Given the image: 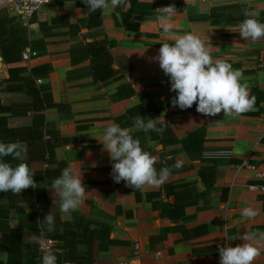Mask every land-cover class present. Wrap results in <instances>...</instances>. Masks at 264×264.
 <instances>
[{"label": "crops", "instance_id": "crops-1", "mask_svg": "<svg viewBox=\"0 0 264 264\" xmlns=\"http://www.w3.org/2000/svg\"><path fill=\"white\" fill-rule=\"evenodd\" d=\"M168 5L176 7L172 36H165L156 21L155 10ZM244 9L264 23V0H131L128 10L102 11L103 33L93 37L81 23L87 16L82 0L80 4L49 0L26 26L28 38L43 39L45 49L27 47L21 60L13 63H6L0 52V142L26 145L24 162L36 176L33 195L45 196L48 212L61 217L52 182L64 168L71 167L83 179L87 192L74 212L110 225V238L117 241L105 251L95 241L93 264H219V246L242 244L239 236L247 231L264 232V191L258 188L264 183V110L235 117L223 112L205 116L196 111L195 103L183 110L173 107L176 93L153 59L162 43L171 44L176 36L191 32L204 41L213 60L241 70V83L250 91H264V39L253 42L240 37ZM8 16L12 15L0 0V29L2 24L7 28L3 20ZM39 21H44L42 30ZM95 38L114 41L109 51L120 80H93L89 60L71 64L70 48ZM26 51L30 55L23 60ZM41 64L51 66L46 77L11 79L9 68L29 70ZM122 83L151 97L157 109L152 119H157L162 133L133 127L128 119L135 112L129 115L126 110L139 99L136 95L113 98ZM260 96L252 111L264 108V95ZM109 122L128 128L145 151L158 157V171L177 161L181 167H173L158 187L134 190L124 181L115 183L113 162L100 142ZM207 148H231L233 157L229 162L202 160L201 152ZM9 204L0 193V221L27 232V213L8 209ZM249 206L259 213L254 221L241 216ZM6 228L0 224V235ZM23 238L37 242L32 236ZM254 243L260 255L253 264H264V241ZM78 250L84 252L86 247L79 245ZM5 259L6 252L0 250V260Z\"/></svg>", "mask_w": 264, "mask_h": 264}, {"label": "clouds", "instance_id": "clouds-1", "mask_svg": "<svg viewBox=\"0 0 264 264\" xmlns=\"http://www.w3.org/2000/svg\"><path fill=\"white\" fill-rule=\"evenodd\" d=\"M88 6L89 14L97 10L109 11L117 7L124 10L131 8V0H82ZM156 21L165 36H172L175 28L173 17L176 15L175 5H168L155 10ZM246 17L239 24V35L253 42L264 39V23L259 22L248 9L243 10ZM158 61L163 73L169 77L170 91L175 92L171 100L173 107L188 109L196 104V111L205 116H216L223 112L225 116L238 117L253 109L256 97L250 95L246 83L242 84L243 73L234 69L231 64L221 59L213 60L209 49L201 38L191 32L176 36L173 43H162ZM157 119L133 117V127L144 132H163L156 125ZM103 149L109 154L112 163L111 176L115 183L124 181L126 186L143 189L146 186L158 187L171 175L172 168L181 167L177 161L171 167L164 166L159 171L155 165L158 157L145 151L140 140L134 138L128 128L118 123L109 122L102 132ZM27 148L22 142H0V158L12 157L21 161L15 167L0 159V192H11L20 195L22 190L36 188L32 172L26 161ZM52 189L60 199L59 211L62 219L70 218L83 203L86 187L83 179L76 175L71 167L62 170L61 175L52 182ZM21 207H26L21 202ZM259 215L253 207H245L241 216L254 221ZM48 231L55 227V216L49 212L43 218ZM243 241L235 247L223 245L218 247L219 264H253L260 255V249L254 242L264 241V232H246L239 236ZM41 264H56V256L46 252Z\"/></svg>", "mask_w": 264, "mask_h": 264}, {"label": "trees", "instance_id": "trees-1", "mask_svg": "<svg viewBox=\"0 0 264 264\" xmlns=\"http://www.w3.org/2000/svg\"><path fill=\"white\" fill-rule=\"evenodd\" d=\"M80 4V0H78ZM87 16L81 21L84 27L91 30L93 37H97L103 33L101 29V10H97L89 14L88 6L86 5ZM63 16H58L56 19ZM31 18V22L34 20ZM55 18L52 19V21ZM3 21H6L7 28L0 29V52L3 60L6 63L19 62L21 60V52L25 48L30 50L41 51L45 49L46 43L43 39H29L28 29L26 26H20L15 17L8 16ZM3 23V22H2ZM44 21H39L41 30ZM114 41L107 38L93 39L90 41L81 42L72 46L69 50V57L71 64H77L83 60H89V70L93 80L106 82L109 79L120 80L122 77L117 75L113 69V59L110 54V49L114 46ZM51 70L50 64H41L31 67L29 70L24 66H17L9 68L11 79H35L46 77ZM29 72L30 76L21 77L20 73ZM113 98L121 99L126 96L136 95L139 103L126 110V114L135 116L141 115L142 117L153 118L157 113L151 97L144 91L135 93L129 83H122L115 91ZM251 96H255L257 102L261 101L264 91H254L251 89ZM254 105V106H255ZM264 108L257 111H247L245 114H260ZM128 120L133 123V117ZM5 162H9L15 167L16 160L12 157H3ZM34 172V171H32ZM36 176L34 175L33 178ZM3 196L8 197V209L14 208L17 211H24L27 213L24 229L27 232L7 227L0 235V250L6 252V259L0 260V264H41V256L38 251L37 242L27 241L24 236L39 237L43 236L54 240L56 243L57 252H55L57 263H70V264H93V245L98 242V249L105 251L108 247L117 241L110 238L111 226L103 223L96 222L84 218L77 212H73L69 220L62 219L59 215L52 213L55 216V227L53 231H48L47 226L43 222V218L49 212L47 211L45 196L41 193L33 195L32 188L22 190L20 195H13L11 192H0ZM32 195L35 196L34 200ZM24 202L26 207H21V202ZM79 245H84L86 250L81 252L78 250Z\"/></svg>", "mask_w": 264, "mask_h": 264}, {"label": "built area", "instance_id": "built-area-1", "mask_svg": "<svg viewBox=\"0 0 264 264\" xmlns=\"http://www.w3.org/2000/svg\"><path fill=\"white\" fill-rule=\"evenodd\" d=\"M6 4L7 11L15 17L23 26L30 24L31 18L37 14L42 7L48 3L49 0H2ZM32 55L35 53H31ZM29 51L22 54L23 60H28ZM233 157L231 148H207L201 152V159L213 162H229ZM245 164V163H243ZM264 191V183L258 187ZM57 243L49 238L39 236L37 237V247L41 258L46 252H51L55 255L57 252ZM56 264H70V263H57ZM116 264H128L126 261H120Z\"/></svg>", "mask_w": 264, "mask_h": 264}]
</instances>
